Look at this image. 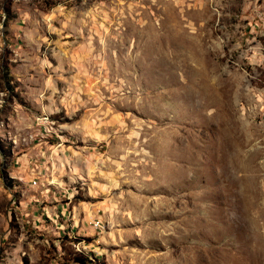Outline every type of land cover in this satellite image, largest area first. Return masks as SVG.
I'll list each match as a JSON object with an SVG mask.
<instances>
[{
	"label": "rangeland",
	"instance_id": "374dc122",
	"mask_svg": "<svg viewBox=\"0 0 264 264\" xmlns=\"http://www.w3.org/2000/svg\"><path fill=\"white\" fill-rule=\"evenodd\" d=\"M75 252L264 264V0H0V264Z\"/></svg>",
	"mask_w": 264,
	"mask_h": 264
},
{
	"label": "trees",
	"instance_id": "16d2710c",
	"mask_svg": "<svg viewBox=\"0 0 264 264\" xmlns=\"http://www.w3.org/2000/svg\"><path fill=\"white\" fill-rule=\"evenodd\" d=\"M69 236H64L68 238ZM84 238L78 237L77 241L83 240ZM71 264H104L100 256H97L95 253L86 254L84 252H75L73 258L70 259Z\"/></svg>",
	"mask_w": 264,
	"mask_h": 264
},
{
	"label": "built area",
	"instance_id": "2783aa9c",
	"mask_svg": "<svg viewBox=\"0 0 264 264\" xmlns=\"http://www.w3.org/2000/svg\"><path fill=\"white\" fill-rule=\"evenodd\" d=\"M100 225H101V222H100V221H98V222H95V226H96L97 228H99V227H100Z\"/></svg>",
	"mask_w": 264,
	"mask_h": 264
}]
</instances>
